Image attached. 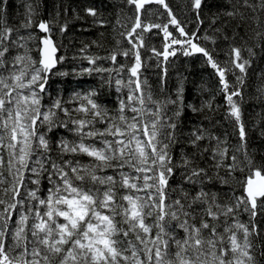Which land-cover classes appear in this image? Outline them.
<instances>
[{
  "label": "snow or ice",
  "instance_id": "obj_1",
  "mask_svg": "<svg viewBox=\"0 0 264 264\" xmlns=\"http://www.w3.org/2000/svg\"><path fill=\"white\" fill-rule=\"evenodd\" d=\"M7 3L0 0V264H259L255 249L264 245H254L253 239L259 240L264 232V165L256 166L249 153L250 133L243 113L254 49L231 46L229 60L221 67L208 49L195 42L200 39L196 32L189 36L166 0H127L135 6V20L126 34L131 48L101 57L88 55L89 46L84 45L72 60L86 61L88 67L74 68L71 75H100L99 87L74 90L67 100L61 95L53 99L48 93L52 76L70 75L57 71L68 59L59 54L64 45L52 39L60 13L37 24L39 5L26 3L24 19L16 28L8 23ZM151 4L163 7L167 23L144 22L142 12ZM185 7L195 14L197 29L204 23L201 15L206 7L218 9L212 13V25L223 16L238 21V26H259L264 0H229L226 10L212 0H187ZM73 12L76 19L83 18ZM84 13L104 26L95 7H85ZM33 26L43 35L20 34V29ZM169 26L185 39L173 37ZM68 28L65 19L59 24L61 35ZM152 29L162 31L165 38L163 51L153 47L148 58H156L161 68V93L166 92L169 58L177 53L174 45L185 56L202 54L216 71L225 99L224 119L239 141L231 146V156L228 133L221 138L213 131L219 121L212 124L213 118L205 116L190 122L187 130L184 126L188 112L218 111L222 106L213 108L215 97L199 107L188 103L180 78L173 94L157 98L147 78H142L148 63L139 49L146 47L144 33ZM242 51L248 52L247 59ZM119 55L133 56L134 62L130 67L126 61L108 68L98 63L110 60L116 65ZM229 74L235 77L232 83L226 79ZM257 78L264 80V70ZM105 86H114L121 94L111 114L101 101ZM256 92L258 99L264 98V84ZM46 97L50 103H45ZM257 115L260 120L253 129L264 121V109ZM61 129L53 142L50 133ZM258 135L264 139V128ZM78 156L89 162L75 159ZM245 168L248 175L237 180L235 173ZM45 180L48 188L42 195ZM232 183L242 189L241 195L233 189L221 201L214 186Z\"/></svg>",
  "mask_w": 264,
  "mask_h": 264
},
{
  "label": "trees",
  "instance_id": "obj_2",
  "mask_svg": "<svg viewBox=\"0 0 264 264\" xmlns=\"http://www.w3.org/2000/svg\"><path fill=\"white\" fill-rule=\"evenodd\" d=\"M38 4L36 8L35 21L38 24L40 20H53L56 18V13L59 12V24H63L65 19L69 22V28L64 35H61L59 24L53 27L52 39L64 47L60 48L59 54L66 55L67 61L62 65L57 66V71H64L70 73L68 76H56L53 75L48 87V93L54 99L57 95L63 96L65 100L68 99L70 94L76 91L88 90L92 87H99L100 75L93 74L91 76L84 75L82 77H74L71 75L73 69H79L81 66L88 67L86 61L77 62L72 60L74 54H78V50L84 45H88V55H97L101 57L109 56L113 51L122 52L125 49L131 48V44L128 43L129 37L127 32L131 30L132 24L135 20V6L129 5L127 0H8L7 3V20L10 26L19 28L21 21L24 19L25 4L26 3ZM173 12L176 14L177 19L181 21L183 25H186V32L191 36L193 32H196L199 40L195 41L200 46L208 49L216 59L221 67L225 66V61L229 60L227 53L230 51V47L247 48L252 47L256 52V56L253 58L252 67L248 72L247 87L244 89V103L243 113L246 126L250 133L249 139V153L253 156L256 166L264 165V139L258 135L259 128H264V121L259 125V128L253 129V125L260 120L258 113L264 109V98L258 99L256 88L260 84H264V80H259L257 74L264 70V36L258 37L257 32L264 33V13L260 14L259 26L256 23L239 25L238 21L230 20L227 17L221 16L217 22L212 25L211 18L212 13L218 11L217 8L213 7L209 10L207 7L203 10L201 18L204 20L203 25L197 29V20L195 14L189 11L185 5L187 0H166ZM255 3V0H251ZM213 4H219L226 10L229 0H212ZM93 6L97 9L99 19L105 21L104 26L93 23V17L86 16L84 8ZM68 11L65 14L64 9ZM78 12L82 19H76L75 13ZM142 18L145 23H160L165 24L168 21L167 12L162 6L151 4L146 5L145 10L142 12ZM120 23H117V21ZM211 25V27H210ZM221 28L220 33H216L214 30ZM169 32L172 36L177 39H185L180 36L179 32L176 31L172 26H169ZM31 31L33 34L43 35L39 33L38 28L33 26L30 30L20 29L21 35H27ZM139 33L140 30H137ZM123 33V35H122ZM207 35L210 39L205 40L203 37ZM227 37V39L225 38ZM15 38V37H14ZM215 40V43H213ZM119 41V44L117 43ZM95 42V43H93ZM145 48L139 49L141 52L142 60L147 61L148 67L143 70V77L147 78L148 84L153 90L157 98H161L163 95L173 94L180 78L184 81L185 99L188 103H194L197 107L200 106L204 100H209L215 97L213 108L216 105H221L220 109L215 112L208 111L205 109L203 113L192 114L188 112L185 116V129H189L191 126L190 122H199L203 120L205 116H211L212 124L219 121L213 131L223 138L225 133H228V144L230 146L229 156H231V146L239 143L238 139L231 135L232 124L224 119V113L226 111L224 94L220 92L219 77L216 71L206 63V58L199 53H194L189 56H185L183 51L179 50V45L173 47L177 49L176 56L170 57L168 61V80L166 85V92H160V75L161 68L157 67L158 61L156 58L148 59L152 56L150 51L151 48L155 47L158 51H163V45L165 43L164 34L159 29H152L148 33H144ZM171 43V40H168ZM257 45H260L257 47ZM241 55L244 58H248L249 54L247 51H242ZM127 61L128 66L134 62V57H124L119 55L117 57L116 65L110 60H101L98 63L103 67H113L124 64ZM230 66V65H228ZM238 71V70H237ZM104 78L107 79V73L103 74ZM126 78V76H125ZM226 79L229 83L234 82L235 77L229 74ZM118 94L115 91V87L108 88L104 87L101 94V101L110 110V114L114 113L117 107ZM124 97L127 96V90L125 89L122 93ZM45 103H50V100L45 98ZM98 127H104V125H97ZM205 127H210L208 121H204ZM63 133V129L58 132L50 133V136L55 142L60 134ZM69 139H73L70 134L64 133ZM206 143V142H205ZM203 146V145H202ZM188 152H191V148H187ZM180 146L174 149V153L179 157ZM75 159L80 160L82 163H88L89 158L86 156H78ZM242 159V157H241ZM230 162V161H229ZM211 163V161H209ZM201 166H205L201 164ZM107 174H111V170H108ZM221 175H225L224 171L221 170ZM248 175L247 168L244 172L237 171L235 173L237 180H243ZM176 181H173L175 185ZM48 184L45 180L42 184V192L44 195L47 192ZM235 189L236 195H241L242 189L239 188L235 183L229 186H214L213 190L221 192V201L228 199L225 193L231 194L232 190ZM119 219V217L117 218ZM242 220L247 221L248 217L243 215ZM151 222V219L149 220ZM261 228L264 229V223L261 224ZM178 238L183 236L181 230H177ZM11 243V241H9ZM254 245H264V232L259 240L253 239ZM264 251V247H257L255 249V255L259 264H264V256L260 253Z\"/></svg>",
  "mask_w": 264,
  "mask_h": 264
}]
</instances>
